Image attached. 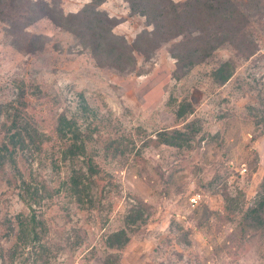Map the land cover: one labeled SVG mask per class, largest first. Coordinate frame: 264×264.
Segmentation results:
<instances>
[{
	"label": "rangeland",
	"instance_id": "374dc122",
	"mask_svg": "<svg viewBox=\"0 0 264 264\" xmlns=\"http://www.w3.org/2000/svg\"><path fill=\"white\" fill-rule=\"evenodd\" d=\"M42 1L68 15L92 0ZM99 10L129 44L151 30L127 0H104ZM19 22L8 34L9 23L0 21V145L18 116L46 141L0 166V264H34L10 252L18 221L32 216L45 226L49 264H102L109 254L120 264H264V227L247 216L264 194V17L252 28L255 54L226 46L179 73L171 43L149 57L136 54L135 66L119 71L101 67L80 39L47 18ZM229 60L236 70L222 86L212 74ZM184 102L194 112L180 119ZM62 114L77 121L85 157L63 159ZM195 120L201 130L189 147L161 143V132L184 131ZM90 161L98 174H87L91 198L80 202L68 183ZM195 194L202 201L192 207ZM133 210L143 220L130 242L109 249L107 237L126 228Z\"/></svg>",
	"mask_w": 264,
	"mask_h": 264
},
{
	"label": "trees",
	"instance_id": "16d2710c",
	"mask_svg": "<svg viewBox=\"0 0 264 264\" xmlns=\"http://www.w3.org/2000/svg\"><path fill=\"white\" fill-rule=\"evenodd\" d=\"M103 2L92 0L81 13L66 15L55 4L42 0H0V21L9 23L7 33L13 34L20 29L19 21H25V27H29L47 18L80 39L101 67H113L119 71L134 67L136 54L149 57L167 43H171L170 55L176 60L177 73L205 63L226 46H231L242 55H253L258 49L252 28L260 24L264 17V0H127L131 13L144 17L151 28L139 34L132 44L114 34L116 22L99 10ZM235 70L233 60L223 61L212 75L215 82L223 86ZM81 98L83 105L85 100ZM21 105L25 106V103L22 101ZM193 112V106L184 102L178 107L176 117L181 119ZM198 124L199 121L195 120L187 123L184 131L161 132L160 141L173 147H189L193 137L201 130ZM56 134L65 147L62 154L64 160L85 157L86 143L76 120L60 115ZM5 137L6 141L0 145V166L8 161L13 164L15 151L34 146L40 148L46 141L36 128L27 123L23 125L19 116L12 120ZM87 168L88 171H74L68 183V190L80 202L83 198H91L87 174H98L91 161ZM262 190L264 192V182ZM247 216L253 227H264V194ZM142 217L140 211L130 212L125 219L126 228L111 233L106 239V246L111 250L124 249L131 240V228L142 221ZM17 227V241L10 251L12 258L27 254L34 264H49L52 254L49 242L43 238L44 224L32 216L29 220L20 219ZM102 264H120V257L109 254Z\"/></svg>",
	"mask_w": 264,
	"mask_h": 264
},
{
	"label": "built area",
	"instance_id": "2783aa9c",
	"mask_svg": "<svg viewBox=\"0 0 264 264\" xmlns=\"http://www.w3.org/2000/svg\"><path fill=\"white\" fill-rule=\"evenodd\" d=\"M202 201V195L201 194H195L189 199V203L192 207L198 206Z\"/></svg>",
	"mask_w": 264,
	"mask_h": 264
}]
</instances>
